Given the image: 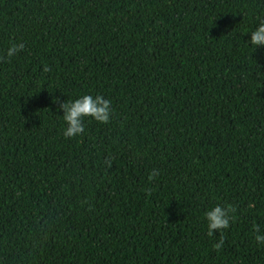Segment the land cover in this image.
<instances>
[{"label":"trees","instance_id":"obj_1","mask_svg":"<svg viewBox=\"0 0 264 264\" xmlns=\"http://www.w3.org/2000/svg\"><path fill=\"white\" fill-rule=\"evenodd\" d=\"M261 19L264 0H0V264H264ZM84 94L110 121L66 138ZM216 204L234 219L210 237Z\"/></svg>","mask_w":264,"mask_h":264},{"label":"clouds","instance_id":"obj_2","mask_svg":"<svg viewBox=\"0 0 264 264\" xmlns=\"http://www.w3.org/2000/svg\"><path fill=\"white\" fill-rule=\"evenodd\" d=\"M250 44L255 46H264V19H261L250 33ZM24 48L23 43L12 44L6 50V57H13L18 51ZM2 58V57H0ZM111 100L106 99L101 94L95 96L84 94L74 100L60 103V109L63 111V120L66 123L64 128V136L75 137L85 131L84 120L86 117H91L100 123H108L112 115ZM152 176L156 175L153 171ZM234 209L229 206L216 204L210 210L204 213L207 221L208 236L215 235L214 230L228 229L230 220L234 219L231 213ZM255 240L258 244L264 245V233H262L257 226L255 229ZM222 235V233H221ZM224 240L221 238L213 246L217 249L223 246Z\"/></svg>","mask_w":264,"mask_h":264}]
</instances>
